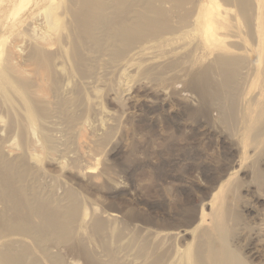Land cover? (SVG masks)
Wrapping results in <instances>:
<instances>
[{
  "label": "rangeland",
  "instance_id": "rangeland-1",
  "mask_svg": "<svg viewBox=\"0 0 264 264\" xmlns=\"http://www.w3.org/2000/svg\"><path fill=\"white\" fill-rule=\"evenodd\" d=\"M179 1L0 0V264H195L204 231L264 264V135L220 117L259 82L197 90L211 0Z\"/></svg>",
  "mask_w": 264,
  "mask_h": 264
},
{
  "label": "bare ground",
  "instance_id": "bare-ground-1",
  "mask_svg": "<svg viewBox=\"0 0 264 264\" xmlns=\"http://www.w3.org/2000/svg\"><path fill=\"white\" fill-rule=\"evenodd\" d=\"M175 1L176 0H174V2ZM176 2L178 4L180 1L177 0ZM221 3L225 6L224 9H220L218 0H211V4L207 5L205 10L206 14L209 15V18L206 21L207 38L210 42L212 41L216 44L213 43V46L210 47L211 49L209 47L203 48L205 56H213L212 59H214V66H211L210 64V67L204 68L198 77L192 76L193 78L191 82L198 86L197 90L199 87L202 88V85H206L205 87L209 86L210 89L215 91H219L222 89L221 87H229L234 89L235 93H239L237 90L243 91L244 86L246 87L244 91L247 92V84L249 87V83L257 79L260 91L257 92L254 97L250 98L249 102L247 101L246 107L244 106L245 109L238 110L237 104H229L220 117L223 123L230 125H233L236 121L241 119L242 124L246 129L251 127L252 124L258 123V129L253 135V142H256L257 140L261 142L263 141L262 137L264 135V120H252L247 114V110L259 96H264V32L261 29L264 26V0H221ZM180 4L181 3H179V6ZM96 9L98 11L99 6H96ZM232 9H234V11H231ZM156 11L158 13V10ZM161 11L163 10H160L159 12ZM146 17L147 15L145 14L143 19L144 24L147 23ZM101 18L102 16H99V19ZM215 25H218L219 28H215ZM134 27L135 30L133 31ZM130 28H132V26L127 27L129 33L137 31L136 25L133 26L132 29ZM223 28H227V31L219 30ZM241 33L248 36L250 41L248 42L246 39L238 41L241 37ZM221 43L227 44L224 45ZM186 73L187 72H185V74ZM212 77L219 80L211 83L209 80H211ZM261 110H264V106ZM11 185L12 184L9 180L4 183V186H6L8 190L6 199L12 202V207L21 215V213L24 212L23 208L25 209V207H27L25 206L26 201L17 194L18 192L10 189L14 188ZM35 213L39 216L47 217L48 228L52 231L58 226L59 221H57L58 215L56 208L49 207L46 203H40L37 206ZM23 214L24 216H27V213ZM112 216H116V214H112ZM96 226L98 227L97 231L105 229L103 228L104 224L102 222L96 224ZM188 252H190V255H188V261L194 262L195 264H246L244 260L237 256L240 255L237 251H234L229 247H218L205 231L201 232L199 237L194 241L193 247L188 249ZM163 259L164 258L162 257H158L156 262L150 264H162Z\"/></svg>",
  "mask_w": 264,
  "mask_h": 264
}]
</instances>
